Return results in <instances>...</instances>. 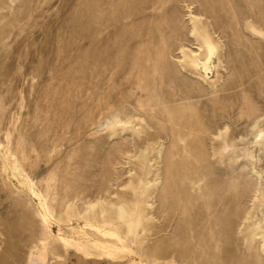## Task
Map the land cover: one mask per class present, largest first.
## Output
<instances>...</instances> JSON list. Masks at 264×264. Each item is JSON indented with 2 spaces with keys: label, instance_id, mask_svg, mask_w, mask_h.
<instances>
[{
  "label": "rangeland",
  "instance_id": "rangeland-1",
  "mask_svg": "<svg viewBox=\"0 0 264 264\" xmlns=\"http://www.w3.org/2000/svg\"><path fill=\"white\" fill-rule=\"evenodd\" d=\"M263 235L264 0H0V264H264Z\"/></svg>",
  "mask_w": 264,
  "mask_h": 264
},
{
  "label": "bare ground",
  "instance_id": "bare-ground-1",
  "mask_svg": "<svg viewBox=\"0 0 264 264\" xmlns=\"http://www.w3.org/2000/svg\"><path fill=\"white\" fill-rule=\"evenodd\" d=\"M196 3V2H195ZM197 4V3H196ZM198 5V4H197ZM194 6V4H193ZM207 10V9H206ZM203 12V11H202ZM177 14V13H176ZM189 15H190V18H191V22L194 24L193 27L189 30H191L189 33L194 36L195 38H197L198 36L201 37V42L198 44V50L197 51H193L192 53L194 54L193 56V59H192V63H193V69L196 70V71H199V75H201L202 77V80L204 82H206V77L209 76V74L212 73L213 71V68H214V61H215V52L213 51V48H212V43H211V40L209 39V37H207L206 35L205 36H202L200 35V33L198 32V29L196 27V23H198V18L200 16L203 17V13L200 12V10H195L194 12H192V10L190 9V12H189ZM205 15H206V12H205ZM209 15V14H208ZM207 15V16H208ZM213 15V14H212ZM175 18V17H174ZM211 18V17H210ZM178 19V18H176ZM175 19V20H176ZM205 19V18H204ZM209 19V18H208ZM207 20V19H206ZM213 20V19H212ZM210 21V19L208 20ZM190 23V22H189ZM214 25V24H213ZM211 26V25H210ZM213 27V26H211ZM178 28V27H177ZM181 29V28H179ZM182 30V29H181ZM223 30V29H221ZM226 31V29H225ZM182 32V31H181ZM188 33V34H189ZM180 34V33H179ZM189 34V35H190ZM151 36V35H150ZM175 36V35H174ZM187 37V36H186ZM151 38V37H150ZM175 38V37H174ZM177 42V41H176ZM180 42V41H179ZM178 42V43H179ZM186 43V42H184ZM189 44V43H187ZM194 44V43H192ZM176 45V44H175ZM178 47V46H177ZM175 48V47H174ZM180 49H183V45L180 44ZM189 48V47H187ZM177 49V48H176ZM175 50V49H174ZM179 52V51H178ZM181 56V55H180ZM182 59V58H181ZM180 59V60H181ZM183 60V59H182ZM179 61V60H178ZM185 61V60H184ZM182 62V61H181ZM182 68L184 67L183 65L181 66ZM198 86V85H197ZM195 88V87H194ZM198 89V88H197ZM191 90V89H190ZM195 91V90H194ZM194 94V93H193ZM191 96V94L189 95V97ZM200 95L198 94V96H196V99H198L197 97H199ZM194 97V96H193ZM192 98V97H191ZM190 99V98H188ZM103 200V198H102ZM90 204V203H89ZM94 204V203H93ZM143 208V206H140L139 208H136L135 211H131L123 206H121L119 208V210L117 211V219L121 222V224H124L125 223V218H129V219H133V218H136V221L137 223H131L129 222V226L130 227H133L135 230H137V228L141 225H143L144 223V220H145V217L143 216V214H141V209ZM9 215V214H8ZM6 218V217H5ZM4 226V225H3ZM109 226V225H108ZM129 231V230H128ZM254 231V230H253ZM136 232V231H135ZM2 233V232H1ZM137 234V233H136ZM142 235V234H141ZM140 235V236H141ZM259 234H257L255 231L253 232V241H256L258 240L259 238L258 237ZM141 240L138 238L136 240V243H137V246H140V243ZM85 243V242H84ZM135 243V244H136ZM261 246H260V253L262 254L263 256V260H264V235L262 236V241H261ZM87 245V244H86ZM132 245V242L127 240L126 243H122L120 242V244H118V246L121 248V250H119V252H121V255L122 257H128V256H136L137 253H135L133 251V248L131 247ZM143 245V244H142ZM44 246H45V243L43 242H39L37 243L36 245H32L31 249L32 251L34 249H40V250H43L44 249ZM85 246V245H83ZM111 247H108V246H105L103 245L102 247H104L105 249H107V251L109 250L110 252L114 251V253H117L115 252L116 249H114L115 245L111 244L110 245ZM91 247V246H90ZM97 248V247H96ZM138 248V247H137ZM97 250V249H96ZM139 251H140V247H139ZM118 252V253H119ZM33 254V252H31V255ZM48 254V253H47ZM46 254V255H47ZM120 255V256H121ZM117 256V255H116ZM119 256V257H120ZM118 257V256H117ZM118 257V258H119ZM122 258V259H123ZM52 259V258H51ZM32 262H34V256L31 258ZM37 261V260H36ZM35 261V262H36ZM34 262V264H35ZM38 262V261H37ZM49 263V262H48ZM33 264V263H32ZM40 264V262H39ZM50 264V263H49ZM133 264H135V262H133Z\"/></svg>",
  "mask_w": 264,
  "mask_h": 264
}]
</instances>
